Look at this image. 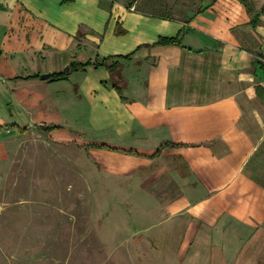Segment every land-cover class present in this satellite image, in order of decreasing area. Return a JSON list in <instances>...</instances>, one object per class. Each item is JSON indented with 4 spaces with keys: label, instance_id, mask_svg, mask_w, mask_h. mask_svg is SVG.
Wrapping results in <instances>:
<instances>
[{
    "label": "crops",
    "instance_id": "0c3cea01",
    "mask_svg": "<svg viewBox=\"0 0 264 264\" xmlns=\"http://www.w3.org/2000/svg\"><path fill=\"white\" fill-rule=\"evenodd\" d=\"M134 5L0 0V134L52 126L108 172L169 177L177 194L163 202L136 190L153 207L140 236L174 243L181 264H264V12L252 26L240 0H199L186 19ZM178 34L180 46L153 45ZM127 54L118 94L92 62ZM164 143L181 146L155 156Z\"/></svg>",
    "mask_w": 264,
    "mask_h": 264
},
{
    "label": "rangeland",
    "instance_id": "374dc122",
    "mask_svg": "<svg viewBox=\"0 0 264 264\" xmlns=\"http://www.w3.org/2000/svg\"><path fill=\"white\" fill-rule=\"evenodd\" d=\"M104 1L135 2V10L180 19L199 8V0ZM262 4L264 0L249 2L250 15L260 13ZM90 148L54 142L36 125L3 129L0 264H181L172 253L174 243L140 236L153 207L144 205L141 211L137 191L163 202L177 194L173 181L165 175L153 179L147 170L141 183L132 174L108 172Z\"/></svg>",
    "mask_w": 264,
    "mask_h": 264
},
{
    "label": "trees",
    "instance_id": "16d2710c",
    "mask_svg": "<svg viewBox=\"0 0 264 264\" xmlns=\"http://www.w3.org/2000/svg\"><path fill=\"white\" fill-rule=\"evenodd\" d=\"M65 1V0H63ZM240 2L245 6L246 10L249 11V5L248 3L251 2V0H240ZM260 13H256L254 15L251 16L250 19V24L252 26H255L258 22H259V14H261L262 12H264V6L261 7L260 9ZM122 31H118V33H121ZM153 45H162V46H167V45H174V46H180L181 45V39L179 34L174 36V37H158V39L155 41V43ZM139 48V47H137ZM131 54H127V55H118V56H111V57H104L101 59L96 58L92 64L94 65V67H104L109 73H110V87L112 89H114L118 94H121V86L123 84V79L122 76L120 74V69L122 68V63L121 61H125L128 60L130 58ZM258 58H262L261 54L258 53L257 54ZM91 64V62H86V63H71L69 65V69L70 70H84V68L86 66H89ZM257 65L259 67L260 70L264 71V63H262L261 61H257ZM54 77V79L56 80H63L65 78V74L62 72H58V73H54L52 75ZM114 79V80H113ZM104 84H106L104 82ZM41 128H43L44 130H46V132L54 129L55 127H42L39 126ZM181 145L178 144H174V143H164L162 144L159 149L157 151L154 152V155L157 156L160 152L161 149L163 148H175V147H179ZM93 147H97V148H105L103 146H93ZM129 154H134L133 152H128Z\"/></svg>",
    "mask_w": 264,
    "mask_h": 264
},
{
    "label": "water",
    "instance_id": "95a60500",
    "mask_svg": "<svg viewBox=\"0 0 264 264\" xmlns=\"http://www.w3.org/2000/svg\"><path fill=\"white\" fill-rule=\"evenodd\" d=\"M63 72H65V73L68 72V68H65L63 70ZM40 77H41V79H47L48 78V75L45 74V75H41Z\"/></svg>",
    "mask_w": 264,
    "mask_h": 264
}]
</instances>
